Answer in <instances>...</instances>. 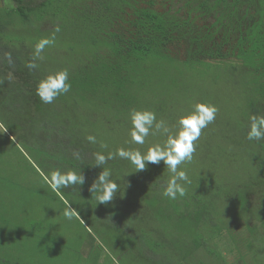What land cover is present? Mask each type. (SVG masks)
Masks as SVG:
<instances>
[{
  "label": "trees",
  "instance_id": "trees-1",
  "mask_svg": "<svg viewBox=\"0 0 264 264\" xmlns=\"http://www.w3.org/2000/svg\"><path fill=\"white\" fill-rule=\"evenodd\" d=\"M12 1L0 123L47 182L116 252L264 264V0ZM212 109L200 141L164 152L188 112ZM160 203L194 231L186 260Z\"/></svg>",
  "mask_w": 264,
  "mask_h": 264
},
{
  "label": "rangeland",
  "instance_id": "rangeland-1",
  "mask_svg": "<svg viewBox=\"0 0 264 264\" xmlns=\"http://www.w3.org/2000/svg\"><path fill=\"white\" fill-rule=\"evenodd\" d=\"M10 3L0 0V5ZM188 116L185 122L174 124L170 138L162 142L171 158L179 151L178 144L184 149L200 141L204 124L215 123L217 117L213 109L203 115L193 110ZM10 134L0 123V264H151L149 253L144 248L137 251L136 245L120 253L113 250L95 221L73 198L47 182ZM156 210L186 260L199 248L194 231L188 224L180 227L172 206L160 203Z\"/></svg>",
  "mask_w": 264,
  "mask_h": 264
}]
</instances>
